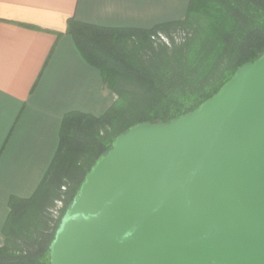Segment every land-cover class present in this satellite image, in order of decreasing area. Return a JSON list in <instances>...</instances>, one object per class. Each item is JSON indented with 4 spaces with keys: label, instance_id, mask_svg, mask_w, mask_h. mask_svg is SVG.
<instances>
[{
    "label": "water",
    "instance_id": "95a60500",
    "mask_svg": "<svg viewBox=\"0 0 264 264\" xmlns=\"http://www.w3.org/2000/svg\"><path fill=\"white\" fill-rule=\"evenodd\" d=\"M49 264H264V52L193 111L119 134Z\"/></svg>",
    "mask_w": 264,
    "mask_h": 264
},
{
    "label": "trees",
    "instance_id": "16d2710c",
    "mask_svg": "<svg viewBox=\"0 0 264 264\" xmlns=\"http://www.w3.org/2000/svg\"><path fill=\"white\" fill-rule=\"evenodd\" d=\"M181 32L174 42L172 33ZM163 32L170 44H154ZM66 33L116 98L99 116L64 114L57 150L36 190L10 197L0 264H49V245L85 174L113 140L140 122L169 123L218 92L264 52V0H189L181 20L151 29L106 28L69 18ZM58 219L47 213L60 189ZM62 197V196H61Z\"/></svg>",
    "mask_w": 264,
    "mask_h": 264
},
{
    "label": "crops",
    "instance_id": "0c3cea01",
    "mask_svg": "<svg viewBox=\"0 0 264 264\" xmlns=\"http://www.w3.org/2000/svg\"><path fill=\"white\" fill-rule=\"evenodd\" d=\"M189 0H0V246L10 197L27 198L58 147L65 113L101 115L114 94L66 33L67 20L151 29Z\"/></svg>",
    "mask_w": 264,
    "mask_h": 264
},
{
    "label": "rangeland",
    "instance_id": "374dc122",
    "mask_svg": "<svg viewBox=\"0 0 264 264\" xmlns=\"http://www.w3.org/2000/svg\"><path fill=\"white\" fill-rule=\"evenodd\" d=\"M160 34L161 35H158L157 33L156 34H154L153 36H151V40L153 41V43L154 44H156V43H163V44H166V45H169L170 44V39L165 35V33H163V32H160ZM172 37H173V39H174V42H179L181 39V32L179 31V30H176V31H174L173 33H172ZM115 98H116V96H115V94H114V98H113V101L115 100ZM60 197H58V198H55L53 201H52V203H51V205H49L48 206V208H47V213L49 212V214H50V209H53L55 206H57L58 204H56V202L58 201V200H60V199H63L64 198V196L61 194L63 191H64V187H62L61 189H60ZM62 196V197H61ZM59 207H61L60 208V214H61V212H62V210H63V208H64V206H65V203H64V201H63V203H62V205H58ZM4 243V242H3ZM3 245V244H2Z\"/></svg>",
    "mask_w": 264,
    "mask_h": 264
},
{
    "label": "built area",
    "instance_id": "2783aa9c",
    "mask_svg": "<svg viewBox=\"0 0 264 264\" xmlns=\"http://www.w3.org/2000/svg\"><path fill=\"white\" fill-rule=\"evenodd\" d=\"M158 35H161L160 33H157ZM63 199H60L56 202L58 205H62ZM55 206L53 209H50V215L52 216L53 219H58L60 217V208L59 206Z\"/></svg>",
    "mask_w": 264,
    "mask_h": 264
}]
</instances>
